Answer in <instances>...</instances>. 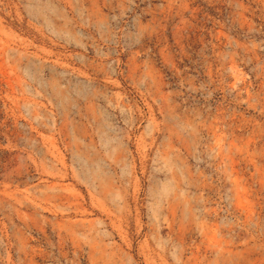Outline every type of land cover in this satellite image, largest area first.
<instances>
[{
    "label": "rangeland",
    "instance_id": "obj_1",
    "mask_svg": "<svg viewBox=\"0 0 264 264\" xmlns=\"http://www.w3.org/2000/svg\"><path fill=\"white\" fill-rule=\"evenodd\" d=\"M0 264H264V0H0Z\"/></svg>",
    "mask_w": 264,
    "mask_h": 264
}]
</instances>
